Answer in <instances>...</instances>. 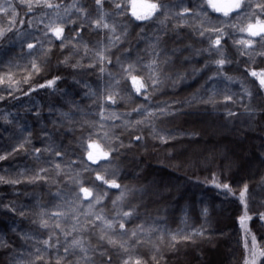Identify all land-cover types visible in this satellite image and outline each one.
Masks as SVG:
<instances>
[{
    "label": "trees",
    "instance_id": "1",
    "mask_svg": "<svg viewBox=\"0 0 264 264\" xmlns=\"http://www.w3.org/2000/svg\"><path fill=\"white\" fill-rule=\"evenodd\" d=\"M137 1L0 0V264H264V0Z\"/></svg>",
    "mask_w": 264,
    "mask_h": 264
},
{
    "label": "rangeland",
    "instance_id": "2",
    "mask_svg": "<svg viewBox=\"0 0 264 264\" xmlns=\"http://www.w3.org/2000/svg\"><path fill=\"white\" fill-rule=\"evenodd\" d=\"M212 3L214 5V7L219 10V11H226V10H231L236 8V5L239 4V0H212ZM151 4L142 0H139L135 3L134 5V10L136 11V13H146L149 12L151 10ZM261 26L264 25H254L252 26L249 31L250 33L252 32H260V33H264L261 32ZM216 125L212 122H206L205 124H203V131L204 134L206 136H212V137H216L217 135H222L223 132H221V130H217L215 129ZM89 156H91L92 160H100L102 158H104L106 156V153L96 144H93L91 146V151ZM245 229L247 230L248 226H246V224L244 225ZM258 256V252L256 249H254V253L252 254V249L251 251H249L248 254V261L249 264H256L257 262V256Z\"/></svg>",
    "mask_w": 264,
    "mask_h": 264
},
{
    "label": "snow or ice",
    "instance_id": "3",
    "mask_svg": "<svg viewBox=\"0 0 264 264\" xmlns=\"http://www.w3.org/2000/svg\"><path fill=\"white\" fill-rule=\"evenodd\" d=\"M97 3H99V0H97ZM48 6L51 7V5H48ZM151 7L155 8L156 5H151ZM236 7H239V5L237 4ZM138 18H144V17H138ZM98 24H99V22H98ZM103 26L108 27L107 24H104ZM261 32H264V26H261ZM259 34H260V32H252V35H259ZM217 43H219V41H217ZM29 47H31V45H29ZM220 63H223V61H221ZM253 75H256V73H253ZM260 83L264 84V79H261ZM137 91H139V89H137ZM90 158H91V156H90ZM225 187H227V186H225ZM84 191L87 192L86 189ZM121 227H123V225H121Z\"/></svg>",
    "mask_w": 264,
    "mask_h": 264
}]
</instances>
